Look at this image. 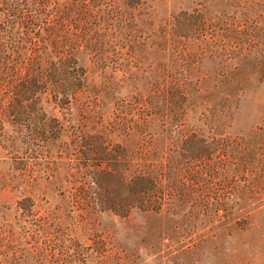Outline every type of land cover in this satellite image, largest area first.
<instances>
[{
  "label": "trees",
  "instance_id": "16d2710c",
  "mask_svg": "<svg viewBox=\"0 0 264 264\" xmlns=\"http://www.w3.org/2000/svg\"><path fill=\"white\" fill-rule=\"evenodd\" d=\"M154 1L0 0L16 261H264V0Z\"/></svg>",
  "mask_w": 264,
  "mask_h": 264
},
{
  "label": "rangeland",
  "instance_id": "374dc122",
  "mask_svg": "<svg viewBox=\"0 0 264 264\" xmlns=\"http://www.w3.org/2000/svg\"><path fill=\"white\" fill-rule=\"evenodd\" d=\"M188 3V0H174V1H154L152 3V6L154 8V18L159 17L163 14H166L168 11L172 9H176L180 5ZM107 106V105H106ZM48 110L52 111L53 113L59 114L61 111L65 110L64 108H54L50 109V107H47ZM16 188H0V211L4 209L5 206H13L15 203V200L20 197V186H15ZM42 188L39 190V197L44 198V199H53L55 197H58L57 192L58 190L50 184L48 186L44 193L41 192ZM102 222H107L104 218L102 219ZM13 248H8L0 245V264L3 263H14L16 262L17 264H31L33 261L32 259L25 258L23 261H16L15 255H11L13 253ZM264 260V259H263ZM253 264H264V261H257Z\"/></svg>",
  "mask_w": 264,
  "mask_h": 264
}]
</instances>
